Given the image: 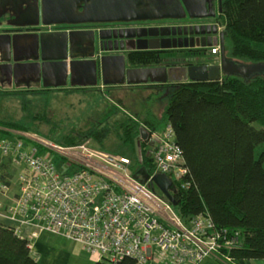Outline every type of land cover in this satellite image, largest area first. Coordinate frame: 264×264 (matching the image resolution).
<instances>
[{"label": "trees", "instance_id": "trees-1", "mask_svg": "<svg viewBox=\"0 0 264 264\" xmlns=\"http://www.w3.org/2000/svg\"><path fill=\"white\" fill-rule=\"evenodd\" d=\"M220 16L226 58L244 64L264 63V0H221ZM152 58L135 56L141 66L154 62ZM152 90L154 96L162 94L157 87ZM27 105L22 101L23 109ZM43 115L44 109L38 111L31 123L35 126L39 120L51 126L53 133L55 121ZM165 125L171 127L181 150L187 172L183 181L189 185L182 189L174 184L179 218L186 223L205 217L216 230L234 237V245L222 251L230 264L264 260V76L248 82L224 76L217 82L179 84L169 88L160 116L149 110L143 117L135 114L117 121L113 128L119 140L140 149L142 162H133L132 174L142 183L138 170L144 168L152 174L153 166L147 156L148 142L141 140L139 131L144 129L149 136ZM0 128L5 134L30 132L18 123L0 122ZM110 131L106 125L99 128L88 121L57 142L76 146L88 139L104 151L101 147ZM48 135L45 138L51 140ZM10 173L9 164L0 161V182L8 185ZM0 264H36L29 242L10 227L0 226ZM117 264L135 262L125 259Z\"/></svg>", "mask_w": 264, "mask_h": 264}, {"label": "built area", "instance_id": "built-area-1", "mask_svg": "<svg viewBox=\"0 0 264 264\" xmlns=\"http://www.w3.org/2000/svg\"><path fill=\"white\" fill-rule=\"evenodd\" d=\"M211 53L218 54L219 47ZM7 133L8 138L0 139V161L5 159L20 172L17 195L0 215L18 224L13 229L19 237L20 225L31 229L30 239L40 233L62 237L79 245L95 263H231L222 251L234 245V237L202 216L184 223L152 186L155 175L166 176L182 189L189 186L183 181L187 172L169 125L148 136L153 173H147L143 183L133 176V162L127 157L86 143L62 146L30 132ZM9 189L10 184L0 183L2 195ZM170 194L173 197L174 191Z\"/></svg>", "mask_w": 264, "mask_h": 264}, {"label": "water", "instance_id": "water-1", "mask_svg": "<svg viewBox=\"0 0 264 264\" xmlns=\"http://www.w3.org/2000/svg\"><path fill=\"white\" fill-rule=\"evenodd\" d=\"M0 0V4H4ZM15 3V13H7L11 21H1L5 14L0 15V28L7 27H34L51 28L61 25H79L93 23H117L130 21H145L159 19H182L184 12L190 19L204 18L201 14L205 10L206 0H164L159 3L156 0V7L151 8L153 12L165 11L163 15L149 16L141 15L145 11L138 10L131 0H17ZM158 1V2H157ZM123 4V5H122ZM159 4V5H158ZM183 6V7H182ZM78 10H81L79 13ZM221 13V7L218 6ZM4 16V17H3ZM3 23V24H2ZM167 30V29H166ZM180 36V28L171 29V35ZM3 32L7 33V31ZM2 32V33H3ZM33 37L35 39V59L40 61L36 65L38 76L43 80V88H59L66 85L65 80L69 75V85L71 87H96L97 85V66L99 64L101 83L103 86L126 84L128 86L146 85V84H167L190 82H217L221 76H233L248 82L254 77L264 76V63L242 64L232 61L225 57L224 51V33L219 36L220 60L218 65L208 67L189 68L187 70L165 69V68H145V69H127L123 56L107 55L98 59V64L94 59V41L95 35L92 31H72V32H37ZM106 33V36L102 34ZM161 37H167L170 33L159 34ZM15 37L8 34L0 35V50L3 52L2 43H6V49L9 50L10 43L14 42ZM101 43L111 44L116 40L113 33L111 37L108 32H101L98 37ZM175 40L172 41L175 48ZM117 41H113L115 44ZM139 42V41H138ZM150 43H155L152 46ZM148 46H138L139 50L168 49L169 41L166 39L150 40ZM13 46V45H11ZM208 46H210L208 44ZM212 46H216L213 42ZM116 50V49H115ZM128 50H134L129 47ZM99 51L102 49L99 47ZM106 52V50H104ZM13 69V68H12ZM179 72V74L177 73ZM120 75V80L111 79V77ZM49 78L60 79L61 82H49ZM80 78L83 79L80 82ZM139 136L142 141H147L148 133L141 129ZM151 146V143H148ZM137 174L147 181L149 175L144 168L138 170ZM152 186H155L162 195L170 202L172 206L176 203L170 194L174 191L173 183L164 175H155L151 179Z\"/></svg>", "mask_w": 264, "mask_h": 264}, {"label": "rangeland", "instance_id": "rangeland-1", "mask_svg": "<svg viewBox=\"0 0 264 264\" xmlns=\"http://www.w3.org/2000/svg\"><path fill=\"white\" fill-rule=\"evenodd\" d=\"M6 17H9V15H5V18ZM216 21H218L217 23L219 28L218 30L220 33H222L224 28L222 23L223 22L222 17L219 16L218 20H215V23ZM206 23L211 24L213 23V21L210 22L208 21ZM213 48L214 47L209 48L208 50L209 52L207 53V56L203 61H205V63H208L210 65H218L219 55L211 53V50ZM187 53L188 52L171 51L169 53H166L165 56L157 57L155 59L152 58L153 61L155 60L154 62H152V64L157 65L161 62L163 63L167 61L168 56H169L168 58L169 61H173L176 58L175 59L176 63H179L178 61H180L184 63L192 62L195 64L196 62L202 61L203 59L201 57H197L195 55H191L190 53L188 54ZM189 59L190 61H188ZM207 59L208 61H206ZM237 63H241V62H237ZM136 65H138L137 62L134 64V66ZM30 80L31 78H29L28 81ZM4 86L5 84L0 85L1 91L13 89V88L4 89ZM28 89L29 88L27 87L20 88L21 91ZM153 91L154 90H152V87H147V86L133 87L130 88V90H128V88L127 89L118 88V87L105 88L102 85L100 86L98 85L95 88H89L86 92L81 94L83 96H81L80 100L78 98L80 97L79 95L77 97L72 96L71 98H67L66 101L59 97H54L52 99L48 97L47 99H44L49 104L48 106H46V108H44L43 117L46 116L49 118L50 121L51 120L55 121L56 130L53 133L51 132L52 131L51 126L40 124L39 123L40 121L38 119H37L38 121L35 122L36 123L35 126L31 123L33 120L32 115H34L37 112L38 105H40V103H43L44 97L39 98L38 100L37 99L33 100L36 102H34L33 105H30L24 114L19 115L18 114L19 104L17 103V101L19 100L12 98L14 96H8L10 98H7L6 100L9 101L5 103L4 102L0 103V121L17 122V123L19 122L20 124L27 127L30 133H33L39 137H43L44 139H47L45 137L47 136V134H49L48 136H50L52 142H55L56 144H58L57 141L60 142L63 139L62 138L63 135H65L68 131L75 129L79 126L82 128L83 125L88 121L90 123H94L99 128L106 125L111 130L110 132L112 134H110L106 138L101 148H103L104 151H106L111 155H119V156L124 155V157L126 156L130 158L132 162H137L138 151L136 146H131L129 144H124L123 142H121L116 134L117 131H115L113 127H115V123L121 120L122 118L125 117L133 118L135 114H139L141 117H143L145 112L149 110L152 111L157 116H160V114L163 111V107L165 105V99L167 97V94L164 96L161 95L154 96ZM7 93H11V92L8 91L6 93L4 92V94ZM32 94L33 93H31V95ZM28 97L29 96H27V98ZM22 101H27V100L26 98L23 97ZM50 103H54L56 109H53ZM4 104L6 105L5 108L12 107L15 111L12 110L13 113H11L9 110L4 109L3 108ZM162 128L163 127L160 126L159 130H161ZM0 132H1V128H0ZM84 143H86L92 148L95 149L98 148L96 147L98 145H96L91 140L87 139L85 140ZM2 161L7 163L5 159H3ZM130 170L133 171L134 168L132 167ZM19 172L20 170L11 168V173H10L11 176L8 179V183L10 184V188L13 189V191L15 190V188H17V176ZM11 189L10 192L5 195H2L0 193V202H2V205L6 204L5 208L4 206L3 207L1 206L0 214L5 213V210L10 203V202L7 203L8 201L6 199L8 197V194L9 196H11V194L13 193ZM155 191L159 193L158 192L159 190L157 188H155ZM40 237H41L40 238L41 245L48 247L53 246L55 250L57 249L61 252H66L71 249L72 253L71 252L70 253L72 255L73 260L71 261L70 264H76L75 260H77L79 264H88L86 254L80 251V248L79 246L76 245V243L66 239H62L58 236L57 237H55L54 235L52 236L49 233H40ZM206 263L219 264V262H214L213 260L210 259L202 261L201 264H206Z\"/></svg>", "mask_w": 264, "mask_h": 264}, {"label": "flooded vegetation", "instance_id": "flooded-vegetation-1", "mask_svg": "<svg viewBox=\"0 0 264 264\" xmlns=\"http://www.w3.org/2000/svg\"><path fill=\"white\" fill-rule=\"evenodd\" d=\"M132 3L135 5L136 3V8L140 11H145L146 13L141 14V15H149V16H156V15H163L165 14V11H156L153 12L150 10L152 7H156V0H131ZM159 3L164 2V0H158ZM157 1V2H158ZM170 1V0H169ZM207 2L205 3V10L201 12L202 15H204V18H199V19H190L187 15L186 12H184V17L182 19H159V20H145V21H130V22H117V23H93V24H79V25H61L57 27H51V28H41L39 29V32H72V31H92L94 32L95 35V41H94V59L96 63L98 64V59L103 56L107 55H117V56H123L124 57V62H125V70L127 69H145V68H165L167 69H176V70H182V69H189V68H199V67H208L212 66L208 63H205L203 61L207 53L209 52L210 47H219V28H218V17L220 16V13L218 11V6L221 7V0H206ZM18 2L17 0H7L4 1V4H0V15L1 14H7V13H15V3ZM180 2V0H179ZM182 5V3L180 2ZM123 5V4H122ZM159 5V4H158ZM183 7V6H182ZM80 13L81 10H78ZM6 21H11L12 18L10 17H4L3 20ZM2 20V19H1ZM213 21V23H206V22ZM31 30H36L37 28L34 27H29ZM177 29L180 28L181 35H176L172 36L171 35V29ZM167 29V30H166ZM108 32V34L112 37L113 33L116 35V40H112L111 44H105L101 43V41L98 40V37L101 35V32ZM163 31L164 34L170 33L169 36L167 37H161L159 34L160 32ZM102 36H106V33L102 34ZM162 40L166 39L169 41L170 48L168 49H144V50H139L137 47L138 46H147L148 41L150 40ZM175 40V48L172 46L173 43L172 41ZM113 41H117L115 44H113ZM139 41V42H138ZM213 42H216V46H212ZM208 44L210 46H208ZM150 45L154 46L156 45L155 43H150ZM99 47L102 49V52L99 51ZM129 47H134V50H128ZM116 49V50H115ZM106 50V52H104ZM171 51H179V52H188L191 55H195L197 57L203 58L202 61H198L195 64L192 62H180L176 63L175 59L173 61H169L167 58V61L161 62L159 64H147V65H136L135 56L139 54H148L154 59L157 57H162L165 56L166 53H169ZM187 53V54H188ZM171 55V54H170ZM219 60H220V50L219 53ZM210 56V54H209ZM212 56V55H211ZM174 58V57H172ZM157 60V59H156ZM218 60V61H219ZM155 61V60H154ZM190 61V59L188 60ZM208 61V59L206 60ZM176 63V64H175ZM219 64V62H218ZM31 69V68H30ZM34 74L32 73L29 75V78H31V85L34 86V82H37L38 85H40L43 88V80L38 76L37 71L33 67ZM179 74V72L177 71ZM223 78V75L221 76ZM28 78V80H29ZM96 78H97V85L101 82V76H100V68L99 64L97 66V72H96ZM69 75L67 76L65 83L66 85L64 87H59L56 89H61V88H66V87H71L69 85ZM111 79H118L120 80V75H116L111 77ZM2 82H4V79H0ZM80 82L83 81L82 78L79 79ZM6 82V81H5ZM49 82H61L60 79H53L49 78ZM186 82H190L187 80ZM184 82V83H186ZM183 84V83H167V84H146V85H137V86H128L125 83L124 84H117V85H110V86H103L105 88H130L133 87H152L155 88L157 87L161 92V96H164L168 93L169 88ZM76 88L80 91H82L84 88H95V87H72ZM43 89H48V88H43ZM49 89H54V88H49Z\"/></svg>", "mask_w": 264, "mask_h": 264}, {"label": "crops", "instance_id": "crops-1", "mask_svg": "<svg viewBox=\"0 0 264 264\" xmlns=\"http://www.w3.org/2000/svg\"><path fill=\"white\" fill-rule=\"evenodd\" d=\"M41 28H42L41 26H39V28L36 30H31L29 27L18 28V27L3 26L0 28V35L8 34L10 37H15L14 42L12 41L10 43L13 46L10 45L8 51L6 49V46H5L6 43L5 42L2 43L3 52L0 50V79H4L6 81L4 83V82H2V80H0V85L5 84L4 89L5 88H13L12 90L8 89L6 91L0 90V103H2V102L5 103V102L9 101V100H6L7 98H10L8 96H14L12 98L19 100V101H17V103L19 104L18 105V114L19 115L24 114L26 112L27 108L30 105H33L34 102H36V101H33L35 99L38 100L39 98L44 97L43 98V100H44V99H47L48 97L51 99L54 97H59V98L64 99L66 101L67 98H71L72 96L77 97L79 95L80 97H78V98L80 100L81 96H83L81 94H83L84 92H86L89 89V88H86V89L84 88L82 91H80L76 88H72V87H66V88H61V89H56V88H54V89H49V88L43 89L40 85H38L37 82H34V86H32L33 84L31 85V83H29V82H31V80L28 81L29 75L31 73H32V75L34 74L33 67L35 68L36 65L40 63V61L38 59H35V56H36L35 53L37 55H39V51L37 50L35 52V50H34L36 41H35L33 35L34 34L38 35L37 32ZM3 30L7 31V33L3 32ZM35 70H36V68H35ZM100 85H102L101 82L99 83V86ZM24 87H27L29 89L21 91L20 88H24ZM7 91L11 92V93L4 94V92L6 93ZM31 93H33V94L31 95ZM27 96H29L28 97L29 99L27 98ZM23 97L26 98V100H27V101H25L26 105L28 104L26 106V108H24V109L22 107ZM48 104L49 103L44 100L43 103H40V105H38L37 112L46 108V106H48ZM50 105L53 109H56L54 103H50ZM5 106L6 105L4 104L3 108L9 110L11 113H13V111H15L12 107L5 108ZM34 115H32V117ZM0 122H3V121H0ZM6 123H9V122H6ZM10 123H17V122H10ZM18 124H20V123L18 122ZM3 133H4V131L2 133H0V139L8 136L7 134H5V133L3 134ZM10 189H9V192H10ZM11 190L13 193L11 194V196H9V194H8V197L6 199L8 201L7 203H9V202L11 203V201L17 195V188H15L14 191H13V189H11ZM5 205H2V202H0V209H1V206L2 207L4 206V208H5ZM0 226L15 228L18 226V224L10 222L5 217L0 215ZM19 228L21 229V232H22V234H20V237L30 241V244H31L30 245V252H31L32 257L35 259L36 264H70L71 261L73 260L72 255H71V253H72L71 249L69 251H66V252H61L57 249L55 250V248L53 246L48 247V246L41 245L40 234L37 236V238L30 239V238H28L29 237L28 235L31 232V229L29 227H27L26 225H20ZM55 237H57V236H55ZM60 238H62V237H60ZM62 239H64V238H62ZM77 246H79V245H77ZM79 248H80V246H79ZM72 249H74V248H72ZM80 251L83 252V250L81 248H80ZM83 253L86 254L85 252H83ZM86 256H87V263L88 264H94L95 263V261L93 259H91L87 254H86ZM60 257H62V258H60ZM75 262H76V264H79L77 260H75ZM247 264H264V260H262V261H249Z\"/></svg>", "mask_w": 264, "mask_h": 264}]
</instances>
